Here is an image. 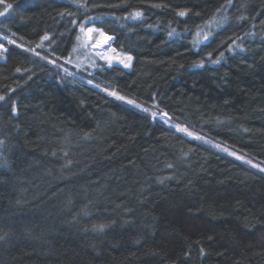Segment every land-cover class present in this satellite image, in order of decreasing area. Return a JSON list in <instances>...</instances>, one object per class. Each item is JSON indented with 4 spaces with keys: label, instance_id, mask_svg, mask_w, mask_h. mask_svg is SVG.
Returning a JSON list of instances; mask_svg holds the SVG:
<instances>
[{
    "label": "trees",
    "instance_id": "obj_1",
    "mask_svg": "<svg viewBox=\"0 0 264 264\" xmlns=\"http://www.w3.org/2000/svg\"><path fill=\"white\" fill-rule=\"evenodd\" d=\"M0 45V264H264V0H0Z\"/></svg>",
    "mask_w": 264,
    "mask_h": 264
},
{
    "label": "rangeland",
    "instance_id": "obj_2",
    "mask_svg": "<svg viewBox=\"0 0 264 264\" xmlns=\"http://www.w3.org/2000/svg\"><path fill=\"white\" fill-rule=\"evenodd\" d=\"M210 30L209 26H205L203 27L200 31H199V35L202 36L201 38L202 39H205L207 36H208V31ZM94 34L96 36V41H99V40H103V37L108 34L106 33L105 31L103 30H100L99 28H96V30H94ZM113 35V34H112ZM114 36V35H113ZM86 37H87V33L85 31V40H86ZM8 39V38H6ZM101 40V41H102ZM113 40V39H112ZM111 40V41H112ZM87 43V42H86ZM108 45V44H107ZM5 48H4V45H0V52L3 51ZM113 45L112 43L109 45V46H106V48L100 52L97 53V55L100 57V58H103L104 60L106 61H109L110 63H113L115 64L114 60L113 59H110V57H116V60L118 62V65L120 66H123V67H128L129 66V63L128 62H131V57L128 55V54H122L120 52H116L114 53L113 51ZM94 52V50H92ZM110 56V57H109ZM73 75H75V73H73ZM78 79L82 80V78L80 76H76ZM87 83V82H86ZM88 84V83H87ZM162 116V115H161ZM4 149H5V141L0 137V165H4L6 163L5 159H4Z\"/></svg>",
    "mask_w": 264,
    "mask_h": 264
},
{
    "label": "bare ground",
    "instance_id": "obj_3",
    "mask_svg": "<svg viewBox=\"0 0 264 264\" xmlns=\"http://www.w3.org/2000/svg\"><path fill=\"white\" fill-rule=\"evenodd\" d=\"M94 32V29L90 26L88 29H87V35L88 36H91ZM114 38V36L112 34H106L104 37H103V40L100 42L98 41V44L96 45L97 46V50L98 52L102 51L106 48V46H109L107 44H110L111 43V40ZM114 48V47H113ZM101 53V52H100ZM131 57V61L133 60V56L132 55H129ZM110 57V56H109ZM110 59H113L115 64L118 65V62L116 60V57H110Z\"/></svg>",
    "mask_w": 264,
    "mask_h": 264
},
{
    "label": "built area",
    "instance_id": "obj_4",
    "mask_svg": "<svg viewBox=\"0 0 264 264\" xmlns=\"http://www.w3.org/2000/svg\"><path fill=\"white\" fill-rule=\"evenodd\" d=\"M94 48L97 50V46L95 45L94 46ZM129 63V66L128 67H130L131 66V62H128ZM73 73L74 72H71V74L73 75ZM75 78H77L76 77V74L75 75H73ZM78 79V78H77ZM78 80H80V79H78ZM87 83H89V84H92V81L91 80H87L86 81ZM159 118L162 120V121H166V117L164 116V115H162V116H159ZM167 122V121H166ZM168 123V122H167Z\"/></svg>",
    "mask_w": 264,
    "mask_h": 264
}]
</instances>
